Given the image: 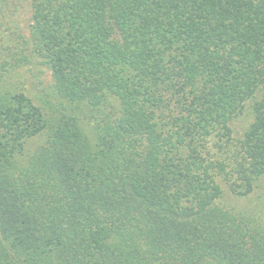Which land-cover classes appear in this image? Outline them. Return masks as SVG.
<instances>
[{
	"label": "trees",
	"instance_id": "obj_1",
	"mask_svg": "<svg viewBox=\"0 0 264 264\" xmlns=\"http://www.w3.org/2000/svg\"><path fill=\"white\" fill-rule=\"evenodd\" d=\"M0 264H264V0H0Z\"/></svg>",
	"mask_w": 264,
	"mask_h": 264
},
{
	"label": "rangeland",
	"instance_id": "obj_2",
	"mask_svg": "<svg viewBox=\"0 0 264 264\" xmlns=\"http://www.w3.org/2000/svg\"><path fill=\"white\" fill-rule=\"evenodd\" d=\"M19 17L21 20L20 22L27 30V25L30 22L29 9L26 8V10L19 13ZM23 87L25 88V91L35 100L36 103L40 104L48 111L57 108L55 105H59V103L61 102L59 96L53 90L52 74L50 69L46 66H35V75H31V77L29 76L28 80L23 83ZM74 110L73 111L82 119V122L87 127H90L91 125L89 123L88 114L85 111H79L78 109ZM30 147L33 148L34 145H31ZM222 187L225 191L224 200L228 204L244 206L249 204L251 200L256 198V192L251 194L250 197L237 198L228 193L227 188L224 184H222Z\"/></svg>",
	"mask_w": 264,
	"mask_h": 264
}]
</instances>
